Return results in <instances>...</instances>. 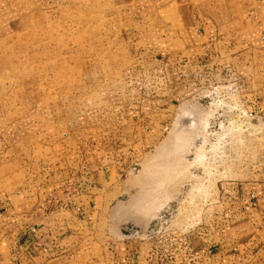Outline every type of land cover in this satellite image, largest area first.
I'll return each mask as SVG.
<instances>
[{
	"label": "rangeland",
	"instance_id": "374dc122",
	"mask_svg": "<svg viewBox=\"0 0 264 264\" xmlns=\"http://www.w3.org/2000/svg\"><path fill=\"white\" fill-rule=\"evenodd\" d=\"M129 1L0 0V190L18 184L23 166L44 154L50 104L119 89L131 66L143 74L147 95L162 93L156 81L167 78L149 74L148 66L161 52L172 57L177 46L153 19L142 22ZM244 80L196 77L195 89L184 91L157 133L149 131L153 144L108 194L100 239L134 235L169 245L206 222L221 227L222 196L232 187L264 184V106L251 103L257 89ZM256 81L263 99L264 76ZM33 100L41 114L32 111ZM73 110L63 112L70 117Z\"/></svg>",
	"mask_w": 264,
	"mask_h": 264
},
{
	"label": "crops",
	"instance_id": "0c3cea01",
	"mask_svg": "<svg viewBox=\"0 0 264 264\" xmlns=\"http://www.w3.org/2000/svg\"><path fill=\"white\" fill-rule=\"evenodd\" d=\"M130 3L144 14L142 22L153 19L177 46L172 57L154 50L160 57L148 66L149 74L168 82L156 81L162 93L147 95L143 74L131 66L119 89L48 106L44 154L23 166L18 184L0 190V264H264V184L232 187L234 193L222 196L221 227L206 222L169 245L134 235L98 237L108 194L153 144L149 131L163 126L185 90L195 89L197 76L243 85L247 77L257 89L251 103L264 106L256 81L264 76V0ZM33 102L32 111L41 114V102ZM64 109L73 110L70 117Z\"/></svg>",
	"mask_w": 264,
	"mask_h": 264
},
{
	"label": "built area",
	"instance_id": "2783aa9c",
	"mask_svg": "<svg viewBox=\"0 0 264 264\" xmlns=\"http://www.w3.org/2000/svg\"><path fill=\"white\" fill-rule=\"evenodd\" d=\"M138 233V232H137Z\"/></svg>",
	"mask_w": 264,
	"mask_h": 264
}]
</instances>
